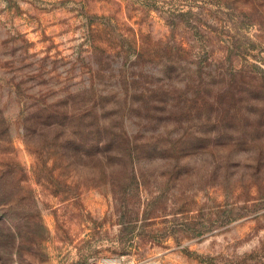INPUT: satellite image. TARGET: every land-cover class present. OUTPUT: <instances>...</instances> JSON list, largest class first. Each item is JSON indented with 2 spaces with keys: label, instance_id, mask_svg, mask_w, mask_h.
Wrapping results in <instances>:
<instances>
[{
  "label": "rangeland",
  "instance_id": "obj_1",
  "mask_svg": "<svg viewBox=\"0 0 264 264\" xmlns=\"http://www.w3.org/2000/svg\"><path fill=\"white\" fill-rule=\"evenodd\" d=\"M12 158L0 264H264V0H0Z\"/></svg>",
  "mask_w": 264,
  "mask_h": 264
},
{
  "label": "trees",
  "instance_id": "obj_2",
  "mask_svg": "<svg viewBox=\"0 0 264 264\" xmlns=\"http://www.w3.org/2000/svg\"><path fill=\"white\" fill-rule=\"evenodd\" d=\"M19 166V164L17 163V161L15 159L12 158V162L8 163V169L5 171H2L3 175L2 176H7L6 180L2 179L0 177V182H2L3 185L0 184V223L2 225V227H6L1 231L0 237H4V238H8V239H12L15 240L17 238H20V234L18 232V226L15 225V227H11L12 226V221L14 220V218L10 217V215L8 213L7 210H3V208L6 207H10L12 205H14V196L13 194L9 191V189L11 188V181H13L12 179V174L15 173V167ZM22 175L23 177L27 176V170L22 169ZM25 179V178H24ZM23 181V179H21ZM7 188V189H6ZM6 189V190H5Z\"/></svg>",
  "mask_w": 264,
  "mask_h": 264
},
{
  "label": "built area",
  "instance_id": "obj_3",
  "mask_svg": "<svg viewBox=\"0 0 264 264\" xmlns=\"http://www.w3.org/2000/svg\"><path fill=\"white\" fill-rule=\"evenodd\" d=\"M93 264H116V261L109 258H104L99 262H94Z\"/></svg>",
  "mask_w": 264,
  "mask_h": 264
}]
</instances>
